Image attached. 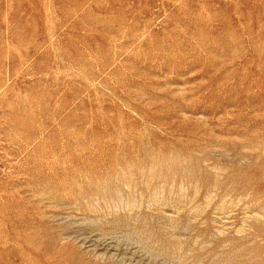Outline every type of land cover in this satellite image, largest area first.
Returning a JSON list of instances; mask_svg holds the SVG:
<instances>
[{
  "label": "rangeland",
  "instance_id": "rangeland-1",
  "mask_svg": "<svg viewBox=\"0 0 264 264\" xmlns=\"http://www.w3.org/2000/svg\"><path fill=\"white\" fill-rule=\"evenodd\" d=\"M0 264H264V0H0Z\"/></svg>",
  "mask_w": 264,
  "mask_h": 264
}]
</instances>
